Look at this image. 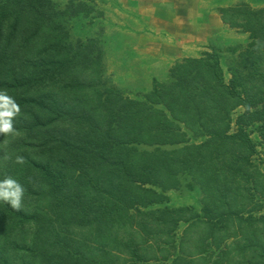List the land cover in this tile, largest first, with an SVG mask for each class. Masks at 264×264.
Listing matches in <instances>:
<instances>
[{
    "label": "trees",
    "instance_id": "obj_1",
    "mask_svg": "<svg viewBox=\"0 0 264 264\" xmlns=\"http://www.w3.org/2000/svg\"><path fill=\"white\" fill-rule=\"evenodd\" d=\"M220 12L252 37L229 82L207 53L134 99L96 41H70L54 0H0V114L14 113L0 193L6 179L24 189L19 209L0 199V264H264V173L245 129L264 125V8ZM184 178L199 208L161 207Z\"/></svg>",
    "mask_w": 264,
    "mask_h": 264
},
{
    "label": "crops",
    "instance_id": "obj_2",
    "mask_svg": "<svg viewBox=\"0 0 264 264\" xmlns=\"http://www.w3.org/2000/svg\"><path fill=\"white\" fill-rule=\"evenodd\" d=\"M242 1L264 6V0H122L126 28L116 47L120 55L109 60L121 72L116 83L134 93L150 91L173 62L199 57L217 38H240L219 10Z\"/></svg>",
    "mask_w": 264,
    "mask_h": 264
},
{
    "label": "rangeland",
    "instance_id": "obj_3",
    "mask_svg": "<svg viewBox=\"0 0 264 264\" xmlns=\"http://www.w3.org/2000/svg\"><path fill=\"white\" fill-rule=\"evenodd\" d=\"M56 7L62 11L61 20L65 24L69 32V38L71 42L83 41L87 43L89 40L97 42V46L104 51V64L106 65V77L111 85H114L121 89L123 93L131 98L137 99L141 95L149 92H131L129 89H124L116 83L115 77H119L120 70L114 68L116 65H109V60H112L113 55L119 53L118 44H120L122 39L123 30L126 28L125 22L122 19V0H54ZM74 3L75 11L69 9V7ZM247 4L251 8L261 9L263 7H253L246 2H238L233 6L225 7L231 8L238 5ZM224 9V8H222ZM221 10V9H220ZM219 10V12H220ZM221 14V12H220ZM222 17V14H221ZM223 21V20H222ZM223 23L231 30L235 31L240 35V38H235L231 36H226L224 38H217L209 46L208 51L200 53L199 57H189V58H201L207 53H217L221 57V63L225 72V79L229 82L231 74L228 71L229 65H231L239 56V54L252 42V37L250 33L243 32L241 30L230 27V25ZM120 55V53H119ZM187 59V58H185ZM184 59L175 61L169 67L166 76L163 79H154V83L157 82H167L169 79V74L174 65L178 62H182ZM142 74V71H138ZM151 89V90H152ZM150 90V91H151ZM245 113V108L238 107L231 114V129L230 133H237L239 130L238 119ZM246 131L250 135L254 145L255 153L252 160L255 165H257L264 173V125L260 123H254L247 126ZM205 141V138H189V144H200ZM190 179H183V186L180 190L169 191L167 195L169 196V201L165 204L160 205L161 207L168 206L169 208H180L187 206H195L199 208V199L201 193L198 191L197 187H191L189 184ZM261 198V197H260ZM260 203L262 204V210L256 213V215H264V198H261ZM187 224L180 223L178 229H176V240L177 246L182 239ZM174 249H171L173 251ZM177 253V252H176ZM163 256V254H162ZM174 259L173 257H171Z\"/></svg>",
    "mask_w": 264,
    "mask_h": 264
},
{
    "label": "clouds",
    "instance_id": "obj_4",
    "mask_svg": "<svg viewBox=\"0 0 264 264\" xmlns=\"http://www.w3.org/2000/svg\"><path fill=\"white\" fill-rule=\"evenodd\" d=\"M0 100L9 101L10 98L0 94ZM15 112L19 111V106L14 105L13 106ZM14 115L13 112H4L0 114V119L7 118L8 122L4 123L2 127H0V131L10 132L12 131V124H11V117ZM5 183L7 185V188L13 189L14 191H4L0 193V199H3L4 201L8 202L12 208L19 209L21 205V199L23 196L24 189L23 187L17 183L15 180L12 179H6Z\"/></svg>",
    "mask_w": 264,
    "mask_h": 264
}]
</instances>
